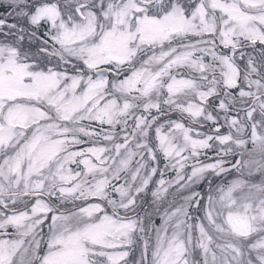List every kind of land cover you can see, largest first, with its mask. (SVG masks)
<instances>
[{
  "label": "snow or ice",
  "instance_id": "6c2138e0",
  "mask_svg": "<svg viewBox=\"0 0 264 264\" xmlns=\"http://www.w3.org/2000/svg\"><path fill=\"white\" fill-rule=\"evenodd\" d=\"M0 9V264H264V0Z\"/></svg>",
  "mask_w": 264,
  "mask_h": 264
},
{
  "label": "flooded vegetation",
  "instance_id": "af4514ba",
  "mask_svg": "<svg viewBox=\"0 0 264 264\" xmlns=\"http://www.w3.org/2000/svg\"><path fill=\"white\" fill-rule=\"evenodd\" d=\"M0 11H3V9H0Z\"/></svg>",
  "mask_w": 264,
  "mask_h": 264
}]
</instances>
